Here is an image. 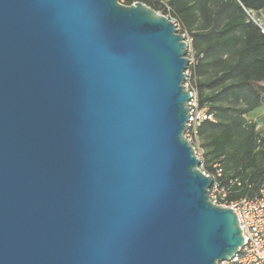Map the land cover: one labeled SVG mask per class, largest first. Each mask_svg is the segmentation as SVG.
Wrapping results in <instances>:
<instances>
[{
  "label": "water",
  "instance_id": "obj_1",
  "mask_svg": "<svg viewBox=\"0 0 264 264\" xmlns=\"http://www.w3.org/2000/svg\"><path fill=\"white\" fill-rule=\"evenodd\" d=\"M188 43L144 2L0 0V264H222L236 212L185 133Z\"/></svg>",
  "mask_w": 264,
  "mask_h": 264
},
{
  "label": "trees",
  "instance_id": "obj_2",
  "mask_svg": "<svg viewBox=\"0 0 264 264\" xmlns=\"http://www.w3.org/2000/svg\"><path fill=\"white\" fill-rule=\"evenodd\" d=\"M176 18L192 39L191 84L206 120L198 135L203 169L228 190L226 200L253 198L264 182V130L249 114L264 105V0H124Z\"/></svg>",
  "mask_w": 264,
  "mask_h": 264
},
{
  "label": "built area",
  "instance_id": "obj_3",
  "mask_svg": "<svg viewBox=\"0 0 264 264\" xmlns=\"http://www.w3.org/2000/svg\"><path fill=\"white\" fill-rule=\"evenodd\" d=\"M120 3L124 4V0H120ZM164 15L175 23L178 31L185 36V40L188 43V68L186 70L185 86L191 91V98L187 102L189 107V119L185 135L200 158V168L206 175L213 178V184L209 192L210 199L220 206L234 209L244 237V243L239 248L238 252L229 260L222 261L221 263L264 264V182L257 196L227 201L228 190L218 181V177L222 175V169L219 164H215V173H207L203 169V149L200 145L198 131L204 121L213 120V115L209 112L208 108L199 105L197 89L189 82V78L192 76V69L190 66L195 62L194 53L191 48L192 39L187 32L182 30L176 18L172 17L170 14Z\"/></svg>",
  "mask_w": 264,
  "mask_h": 264
},
{
  "label": "crops",
  "instance_id": "obj_4",
  "mask_svg": "<svg viewBox=\"0 0 264 264\" xmlns=\"http://www.w3.org/2000/svg\"><path fill=\"white\" fill-rule=\"evenodd\" d=\"M257 17L260 21V24L264 27V11H259L257 13ZM249 119L257 122L258 129L264 130V105L253 110L249 115Z\"/></svg>",
  "mask_w": 264,
  "mask_h": 264
},
{
  "label": "rangeland",
  "instance_id": "obj_5",
  "mask_svg": "<svg viewBox=\"0 0 264 264\" xmlns=\"http://www.w3.org/2000/svg\"><path fill=\"white\" fill-rule=\"evenodd\" d=\"M189 82L191 83V77L189 78ZM250 115V114H249ZM249 117V116H248Z\"/></svg>",
  "mask_w": 264,
  "mask_h": 264
}]
</instances>
